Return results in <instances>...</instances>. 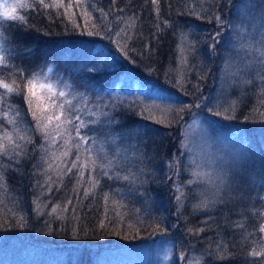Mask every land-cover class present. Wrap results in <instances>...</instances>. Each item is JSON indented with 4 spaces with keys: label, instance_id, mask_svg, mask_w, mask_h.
I'll list each match as a JSON object with an SVG mask.
<instances>
[{
    "label": "trees",
    "instance_id": "1",
    "mask_svg": "<svg viewBox=\"0 0 264 264\" xmlns=\"http://www.w3.org/2000/svg\"><path fill=\"white\" fill-rule=\"evenodd\" d=\"M27 2L17 10L26 22L2 20L7 62L0 78L36 73L68 93L87 125L82 158L87 147L99 159L94 170L61 174L56 165L66 173L76 149L50 159L64 150L62 141L50 146L32 131L23 96L6 97L5 109L15 106L28 131L10 143L4 133L13 125L0 122V264H96L102 250L164 233L174 241L173 264L195 249L205 252L201 264H264V0H64L77 5L67 10ZM93 24L97 34L90 35ZM182 31L189 63L181 81L175 67ZM234 48L247 55L243 95L233 121L217 115L213 124L236 125L226 137L241 157L212 210L195 214L194 184H187L182 210L176 200L178 179L192 176L181 124L207 111L205 99ZM173 159L177 171L168 168Z\"/></svg>",
    "mask_w": 264,
    "mask_h": 264
},
{
    "label": "rangeland",
    "instance_id": "2",
    "mask_svg": "<svg viewBox=\"0 0 264 264\" xmlns=\"http://www.w3.org/2000/svg\"><path fill=\"white\" fill-rule=\"evenodd\" d=\"M9 3L16 0H8ZM3 18L0 17V26ZM181 34L188 33L182 31L178 45V64L175 67V76L180 80L181 74H185V70L189 63L188 58V39L182 41ZM229 46H234L232 38L228 39ZM184 51H181V48ZM247 68L246 51L241 48H234L232 51L225 53L223 67L219 72L221 81L217 89L212 91L205 100L204 113L194 114L190 120L183 121V140L181 141L182 152L187 153L191 171L192 183L197 190V201L191 205L192 213H205L212 210L214 203L221 196L222 190L226 187L229 174L234 170L238 160L241 157V147L229 143L226 134L236 128L234 123L228 127L215 128L213 121L216 122L218 117L233 121L236 116V108L238 104V95L244 91L245 72ZM238 89L235 93L233 90ZM232 110L225 112V109ZM217 112L220 113L217 117ZM239 128V127H238ZM173 159L169 162L170 170L176 169L178 164ZM171 165V166H170ZM177 171V169H176ZM196 173L193 176V173ZM178 178L180 169H178ZM177 187L182 189L183 199L178 202L179 208L182 210L186 205L187 183H181L178 179ZM188 180V181H189ZM203 193V195H201ZM181 193L178 192L177 196ZM207 199L209 204L207 207L195 208L202 200ZM177 200V199H176ZM42 206V205H41ZM39 205V211H42ZM173 244L174 241L166 233L156 236H148L144 240L137 241L132 244L112 247L102 250L97 255L96 264H173ZM182 264H201L205 260V252L194 250L188 254L186 250L179 254Z\"/></svg>",
    "mask_w": 264,
    "mask_h": 264
},
{
    "label": "snow or ice",
    "instance_id": "3",
    "mask_svg": "<svg viewBox=\"0 0 264 264\" xmlns=\"http://www.w3.org/2000/svg\"><path fill=\"white\" fill-rule=\"evenodd\" d=\"M114 2V0H113ZM157 0H153V3H156ZM31 5L27 2V0H16V2L9 3L8 0H0V17L6 20L12 21H21L26 22L25 17L23 15L18 14V9L30 7ZM77 5L68 4L65 5L64 0H50V2H46V0H39L38 7L42 8H64L67 10L68 8H73ZM101 12L102 18L106 15L102 9H98ZM85 17L88 16L87 13H84ZM135 17L128 18L129 28L135 27ZM167 23V22H165ZM79 27V25H76ZM87 25L85 28L87 29ZM98 25H91L92 30L89 31L88 34L94 35L97 34L95 29ZM125 31V30H122ZM120 35V33H117ZM219 33H217V37ZM182 41L186 40L187 37L185 34H181ZM131 38L130 36L128 37ZM181 51H184V48H181ZM261 54L264 55V49L261 50ZM7 62V57L0 55V66L4 65ZM51 69H49L50 71ZM3 73V68L0 67V75ZM11 82H7L8 80ZM17 79L19 82H17ZM180 80H183V75L181 74ZM45 77L40 74H31V78L24 77L20 74L19 70L12 73L10 77L0 78V122L3 119L7 118L8 122L13 125V133H4V138L10 142L14 143L13 136L15 135L16 139H24L25 137L22 135L23 132L28 131V128L25 127L21 129L19 127L21 123L19 110L15 109V106L8 105L7 110L5 109L6 105V97L13 95L23 96L27 103V112L31 113L32 119L35 121V129H32L34 132H39L42 134L44 140L49 142V145H56L57 141H62L61 147L64 149L62 152L57 155L55 152L51 153L50 159L53 161L61 159V157H68L72 155V149H76L75 159L71 161V167L67 168L66 173L64 169L61 168L60 164H57L56 167L60 169L61 174L72 173L73 169H78L80 174H83L84 169H95L97 167L98 157H94L91 154V150L87 147H83V152L86 154L82 158L81 148L87 141V137L81 133V129L85 128L87 125L85 121L81 119V117L75 114V108L71 100H68L66 97L68 93H66L62 89H58L51 83L44 82ZM39 89V92H38ZM82 110V109H81ZM181 109L180 111H182ZM232 110L231 106L229 109H225V112ZM220 115L219 112L216 113ZM95 115V113H93ZM74 133V135H73ZM28 142H31V139H28ZM0 151H6V147L3 143H0ZM66 162V161H65ZM176 164L179 161L175 162ZM52 164H49V168H52ZM109 165H105L101 163L99 167L104 168ZM171 166V165H170ZM104 175H108L107 172L103 173ZM196 173H193L195 176ZM125 180L128 177H124ZM194 180H189L186 183L192 184ZM99 181L94 177L91 180L92 187L94 188ZM177 191L181 194L176 197L177 201L180 202L183 199L182 189L177 187ZM87 195V190L85 192ZM203 195V193H201ZM107 199V197H105ZM71 203V201H69ZM209 201L207 199L202 200L199 204L195 205V208L207 207ZM56 209L53 208V212ZM103 226V224H101ZM159 228V226H157ZM264 231V228L261 229ZM261 253L253 251V255H260ZM191 264V262H189Z\"/></svg>",
    "mask_w": 264,
    "mask_h": 264
}]
</instances>
